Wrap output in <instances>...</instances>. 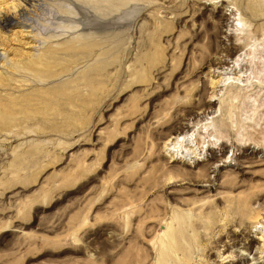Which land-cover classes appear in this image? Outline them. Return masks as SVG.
<instances>
[{"label": "rangeland", "instance_id": "374dc122", "mask_svg": "<svg viewBox=\"0 0 264 264\" xmlns=\"http://www.w3.org/2000/svg\"><path fill=\"white\" fill-rule=\"evenodd\" d=\"M111 4L0 0V264H264V0Z\"/></svg>", "mask_w": 264, "mask_h": 264}, {"label": "bare ground", "instance_id": "6f19581e", "mask_svg": "<svg viewBox=\"0 0 264 264\" xmlns=\"http://www.w3.org/2000/svg\"><path fill=\"white\" fill-rule=\"evenodd\" d=\"M23 1L26 2L27 0H23ZM129 1L130 0H122L119 3L118 2L117 3H114L111 0H108L109 4L112 3L111 6H113V7L116 6V5H124V4L128 3ZM10 24H11V20L8 19L7 17H2L0 19V25L2 26V28H5L6 26H8ZM77 46H79L80 48H84V49L87 48L86 45H76L75 43H72V44L67 45L65 47V49H63V51H66V52L73 51V50L75 51ZM88 48H91V47L89 46ZM53 52H55V51H53ZM44 54H45L44 56L42 55L43 56V59L42 58H39V61H37V60L36 61H32L30 63L31 66L28 69H31L32 71H34V69H35L34 66L38 65L39 63L42 64V62L43 61H46L52 53H49L48 55H47V53H44ZM49 63H51V62H49ZM25 65H28V64H25ZM46 65L47 64L45 63L44 66H46ZM28 67H29V65H28ZM36 71H37V69H36ZM10 78H13V77H10ZM17 82H18V80H17ZM6 89L7 88H5V91H6ZM238 90H241V89H238ZM23 96H25V95H23ZM233 99H235V98H233ZM190 119H192V118H190ZM187 136H188V130L185 128L184 131H182V135H178V137H176L174 139L176 140L177 138L182 137L183 138L182 142H186L187 140L185 139V137H187ZM207 147H208V145H207ZM210 155H211V158L210 159H214L215 158L214 154L211 153ZM182 220H184V217L183 216L182 217H180V216L179 217H176L175 216L171 220L172 222H175L176 223L178 229L175 228L174 226L170 225L168 227L167 233H164L165 240L161 242V251H160V254H159V257H158L157 264H186L187 261L185 262L183 259H180V258H177L176 257V252H178V251H180L181 253L184 252L182 246H180V242H181L182 233L186 229V225H185V228H184V224H182ZM225 245L226 244H224V246ZM183 255H186V254L183 253ZM188 256H187V259L186 260H188ZM252 260H254V259H252ZM127 264H131V262H128Z\"/></svg>", "mask_w": 264, "mask_h": 264}]
</instances>
